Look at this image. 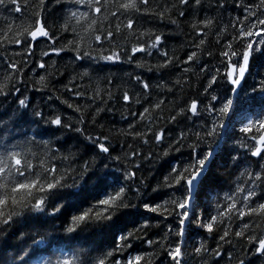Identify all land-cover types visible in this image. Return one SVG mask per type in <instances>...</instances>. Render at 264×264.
Wrapping results in <instances>:
<instances>
[{
  "label": "snow or ice",
  "instance_id": "6c2138e0",
  "mask_svg": "<svg viewBox=\"0 0 264 264\" xmlns=\"http://www.w3.org/2000/svg\"><path fill=\"white\" fill-rule=\"evenodd\" d=\"M51 3L0 0L21 16L0 29V98L15 104L0 119V264H33L49 234L31 226L60 216L49 244L98 233L110 247L36 264H264V0H56L50 21ZM148 17L187 27L183 55L140 24ZM101 63L140 73L117 84L93 76ZM117 104L126 127L104 122ZM229 140L225 182L212 165ZM154 164H167L155 185L143 175Z\"/></svg>",
  "mask_w": 264,
  "mask_h": 264
},
{
  "label": "trees",
  "instance_id": "16d2710c",
  "mask_svg": "<svg viewBox=\"0 0 264 264\" xmlns=\"http://www.w3.org/2000/svg\"><path fill=\"white\" fill-rule=\"evenodd\" d=\"M49 11L51 15L49 16V20H54L56 19L57 16L60 15L61 9L60 7L56 4V0H52V3L49 4ZM227 16V13L225 14V17ZM7 18V19H5ZM15 21L16 24L21 23V16L18 13H13L10 11H5L3 8H0V29L6 28L7 24ZM140 24L144 28H149V29H155L160 32H164L166 34V40H165V45L170 48V49H176L177 53L180 55H183V43L186 39L185 33L188 31L187 27L183 28V31L181 29L176 28L172 25H167V24H161L159 23L154 17H148L145 19H142L140 21ZM172 33L173 35L170 38H167V34ZM57 46H60L59 44ZM13 50H19V48L15 45L9 46V52ZM39 51V50H38ZM71 53L68 54H62V58H59V65L61 67V70H64L65 64H68V61L70 60ZM52 59H58L56 57H52ZM152 63H156V60L153 59L151 61ZM51 63V61H49ZM211 63H215V61H211ZM257 69L260 73H264V65H257ZM256 69H254L255 71ZM77 71H82V69H77ZM136 72L137 74L140 73V70L135 69L134 65H129L127 63L120 64V65H103L101 63L100 67L98 68V71L93 73V76H109L111 77L117 84L119 83H126L129 74ZM73 74V65L68 64V74L63 78L62 83H66L67 80L70 78V76ZM146 79H151V81L155 82L158 77V73H144ZM31 78V73L28 74V77H26V80L30 81ZM259 78V76L257 77ZM251 82V81H250ZM86 86L89 85V81L85 80L82 82ZM196 80L193 78V85L195 86ZM129 87H132V85H128ZM59 87V85H57ZM95 87L94 81L91 82V86L88 87V94L91 95L92 88ZM28 88H31V83H28ZM115 90V89H114ZM25 95H28L31 100L33 105L36 104H41L42 99H46V95H43L41 93H34L31 91H25ZM66 98L64 96L61 97ZM13 97L9 96L7 100L0 98V119H8L9 113L12 111V109L15 108V104L12 102ZM74 102H79L81 104L85 103L84 100H78ZM59 103V102H57ZM55 107V105H53ZM7 109V112H4L3 110ZM122 114H126L125 110L123 107L120 106V104H117L114 108V111L112 113L104 115V122L111 127L113 124L116 127H126L124 121L121 119ZM199 123V121L197 122ZM180 127H183L181 125ZM234 145L231 140H229L227 143L223 144L221 149L219 150L220 154L217 156L216 161L213 163L212 168L214 172H219L222 174V177L225 182H227L230 177H229V170H230V163L227 159V153L233 149ZM148 149L146 148L145 151ZM179 159L180 157H176ZM187 158V151L184 153V157ZM149 169H151V174L155 177L152 179L150 182L155 185V183L162 179L161 173L165 172L167 169V164H164L161 166L160 164H154V165H146L145 170L143 171L144 176H149ZM232 171H235L234 169H231ZM64 222V216H60L59 218L56 219H50L47 221L46 224L43 226L39 225H34L31 226L30 230L31 231H40L41 233H48V239H46L44 244L41 245H34L33 247L39 249L36 252V255L32 257L33 264H36V262L46 259L50 256L52 253H56L58 255L59 253L56 252L57 249L64 248L66 251H73V252H79V251H85L87 252L90 248L91 245H99L101 243L104 244V249H108L111 244V237L110 236H102L98 233H93L91 236H88L87 233L84 235L86 236L87 243L85 242H79L75 244H71L70 242L66 241H61L59 243L55 244H49V240H51V234L55 232H59L60 230V225ZM106 241V243H105ZM194 244L193 240H189V251H191V246ZM209 244L211 246H215V243L213 241H209ZM151 251V249H147ZM231 251L232 249H228ZM98 252H91V255H98ZM9 258L15 255L14 250L10 249L9 250ZM52 258H55V255H52ZM189 264H203V262L195 256H190L189 258ZM209 264H211V261H209ZM220 264H228V259L227 256H225L223 259L220 260ZM254 264H259V261H254Z\"/></svg>",
  "mask_w": 264,
  "mask_h": 264
}]
</instances>
